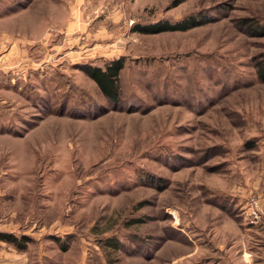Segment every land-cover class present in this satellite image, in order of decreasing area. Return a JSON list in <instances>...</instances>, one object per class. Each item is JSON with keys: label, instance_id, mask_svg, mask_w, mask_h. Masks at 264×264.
<instances>
[{"label": "rangeland", "instance_id": "1", "mask_svg": "<svg viewBox=\"0 0 264 264\" xmlns=\"http://www.w3.org/2000/svg\"><path fill=\"white\" fill-rule=\"evenodd\" d=\"M122 57L114 104L81 67ZM262 67L264 0H0V233L30 239L0 264H224L214 224L264 205Z\"/></svg>", "mask_w": 264, "mask_h": 264}, {"label": "trees", "instance_id": "2", "mask_svg": "<svg viewBox=\"0 0 264 264\" xmlns=\"http://www.w3.org/2000/svg\"><path fill=\"white\" fill-rule=\"evenodd\" d=\"M184 1H179L175 6L180 5ZM206 23L202 17L198 16H189L181 21L176 23L161 21L148 25L138 24L133 28V31L142 35H155L166 32H186L188 30L200 27ZM252 26V25H250ZM253 28L254 32L262 30L259 27H250ZM126 64V59L124 57L111 61L105 66V68L95 67L86 65L81 67L82 71L90 77L99 87L103 95L113 102L114 104L120 103L121 99V88H120V75L124 70ZM260 79L264 82V67L260 70L259 74ZM261 227H264V219L259 224ZM0 241L9 243L13 245L20 251H25L27 249V244L30 242V239L26 236L18 238L12 233H0ZM107 246L114 249H120V243L114 239H109L106 242ZM63 250H67L64 244H62Z\"/></svg>", "mask_w": 264, "mask_h": 264}, {"label": "crops", "instance_id": "3", "mask_svg": "<svg viewBox=\"0 0 264 264\" xmlns=\"http://www.w3.org/2000/svg\"><path fill=\"white\" fill-rule=\"evenodd\" d=\"M12 52L16 53L17 50L13 48L9 55ZM245 221L247 224H251L249 225L250 227H244L237 221L233 222V220L225 221V224L221 225L214 224L216 230H213L217 233H215L216 236L214 237L220 239L224 236L221 246V249L226 254L224 264H264V227L259 225L261 221L252 224L250 219L246 217ZM252 240H255V244ZM194 245V252L188 256L200 254L197 259L193 260L197 261L194 264H202L201 257L206 252L204 245L199 241L198 244L194 243Z\"/></svg>", "mask_w": 264, "mask_h": 264}, {"label": "built area", "instance_id": "4", "mask_svg": "<svg viewBox=\"0 0 264 264\" xmlns=\"http://www.w3.org/2000/svg\"><path fill=\"white\" fill-rule=\"evenodd\" d=\"M245 213L252 224L261 221L264 218V205L258 198H251L245 207Z\"/></svg>", "mask_w": 264, "mask_h": 264}]
</instances>
